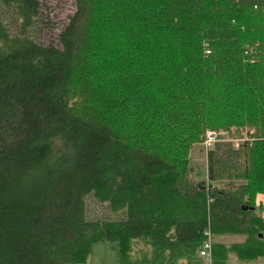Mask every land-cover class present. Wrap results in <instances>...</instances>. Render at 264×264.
<instances>
[{
    "label": "trees",
    "instance_id": "obj_1",
    "mask_svg": "<svg viewBox=\"0 0 264 264\" xmlns=\"http://www.w3.org/2000/svg\"><path fill=\"white\" fill-rule=\"evenodd\" d=\"M0 4L21 21H0V264L100 242L117 264H202L207 228L210 264L264 257V0H74L48 44L25 35L37 0ZM206 129L239 143L202 168ZM88 196L123 216L87 218Z\"/></svg>",
    "mask_w": 264,
    "mask_h": 264
},
{
    "label": "rangeland",
    "instance_id": "obj_2",
    "mask_svg": "<svg viewBox=\"0 0 264 264\" xmlns=\"http://www.w3.org/2000/svg\"><path fill=\"white\" fill-rule=\"evenodd\" d=\"M38 1V13L32 20V25L27 28L25 35L30 39L35 41H39L44 44H48L50 42H57V35L60 29L67 23L68 18L75 10L74 0H37ZM0 21L2 25L6 28L8 34L10 36L19 35L17 27L21 23L18 13L13 6H7L0 4ZM223 135L221 136V142H230L234 143L235 140L227 138L225 132L221 130H216ZM234 146V145H233ZM235 147V146H234ZM202 147L201 142L192 146L190 150V158L191 163L200 167L206 166V153ZM195 179L193 175H190ZM206 175L203 173L198 180H206ZM234 183V182H233ZM214 185L223 186L226 185L227 182H213ZM263 204V203H262ZM258 204L259 206L262 205ZM256 205V206H258ZM263 209L260 210V215L262 214ZM86 215L87 218L90 219H119L123 216V214L112 212L106 203H100L95 200L92 196H88L86 198ZM262 217V216H261ZM264 234V233H263ZM239 238L238 236H229L226 241L234 240ZM214 240V238H212ZM112 242H100L98 244L102 245H113ZM96 244V243H95ZM99 256V255H98ZM103 260L105 264H112V256L111 259L108 258V255L104 256ZM236 260L234 255H230L228 259ZM203 259L202 264H208L205 258ZM117 264V262H115Z\"/></svg>",
    "mask_w": 264,
    "mask_h": 264
},
{
    "label": "crops",
    "instance_id": "obj_3",
    "mask_svg": "<svg viewBox=\"0 0 264 264\" xmlns=\"http://www.w3.org/2000/svg\"><path fill=\"white\" fill-rule=\"evenodd\" d=\"M264 202V194H259L255 198V205L262 204ZM227 239V238H226ZM238 239L228 240L227 243L236 242ZM112 244V243H111ZM99 255V256H98ZM105 255H108V258L111 259L112 256V264L116 262V249L115 245H100L98 243L93 244L90 250V256L88 261L83 264H105L103 263L105 259ZM224 264H264V257H260L253 260H231L227 259Z\"/></svg>",
    "mask_w": 264,
    "mask_h": 264
},
{
    "label": "built area",
    "instance_id": "obj_4",
    "mask_svg": "<svg viewBox=\"0 0 264 264\" xmlns=\"http://www.w3.org/2000/svg\"><path fill=\"white\" fill-rule=\"evenodd\" d=\"M223 135V133L216 131L214 129H206V131L204 132V136L203 139L201 141L202 147L205 151H207L209 148H211L216 142H219L221 140V136ZM239 141L235 140L233 145L235 147L238 146ZM263 220H264V209L263 212L261 214ZM204 235H205V239L203 240L199 250H198V254L201 258H205L208 262V264H210V253H211V247H212V235L210 233L209 228H207L204 231Z\"/></svg>",
    "mask_w": 264,
    "mask_h": 264
},
{
    "label": "water",
    "instance_id": "obj_5",
    "mask_svg": "<svg viewBox=\"0 0 264 264\" xmlns=\"http://www.w3.org/2000/svg\"><path fill=\"white\" fill-rule=\"evenodd\" d=\"M258 237H259V238H261V237H262V235H261V234H259V235H258Z\"/></svg>",
    "mask_w": 264,
    "mask_h": 264
}]
</instances>
